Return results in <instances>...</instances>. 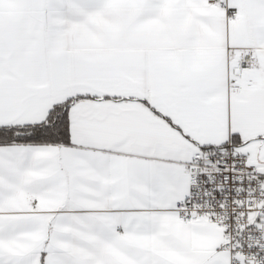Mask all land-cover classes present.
Segmentation results:
<instances>
[{
	"label": "crops",
	"instance_id": "0c3cea01",
	"mask_svg": "<svg viewBox=\"0 0 264 264\" xmlns=\"http://www.w3.org/2000/svg\"><path fill=\"white\" fill-rule=\"evenodd\" d=\"M0 0V127L69 103V142H0V264H229L179 220L184 165L232 140L264 174V0ZM258 66L230 95L227 46Z\"/></svg>",
	"mask_w": 264,
	"mask_h": 264
},
{
	"label": "built area",
	"instance_id": "2783aa9c",
	"mask_svg": "<svg viewBox=\"0 0 264 264\" xmlns=\"http://www.w3.org/2000/svg\"><path fill=\"white\" fill-rule=\"evenodd\" d=\"M227 10L226 0H208ZM231 65L227 77L230 95L241 91L245 73L257 67L254 47L226 48ZM189 192L177 201L180 221H206L222 234L221 249L229 264H264V174L252 156L238 150L231 139L219 146H205L185 163Z\"/></svg>",
	"mask_w": 264,
	"mask_h": 264
},
{
	"label": "trees",
	"instance_id": "16d2710c",
	"mask_svg": "<svg viewBox=\"0 0 264 264\" xmlns=\"http://www.w3.org/2000/svg\"><path fill=\"white\" fill-rule=\"evenodd\" d=\"M69 103L55 104L45 120L26 125L0 127V142L25 141L37 143L69 142Z\"/></svg>",
	"mask_w": 264,
	"mask_h": 264
}]
</instances>
